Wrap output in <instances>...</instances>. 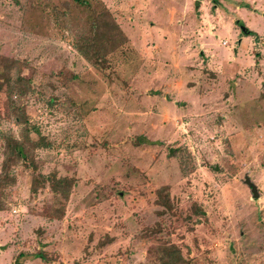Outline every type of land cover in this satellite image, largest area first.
<instances>
[{
  "label": "rangeland",
  "instance_id": "1",
  "mask_svg": "<svg viewBox=\"0 0 264 264\" xmlns=\"http://www.w3.org/2000/svg\"><path fill=\"white\" fill-rule=\"evenodd\" d=\"M1 57L30 90L0 173L25 126L35 168L0 183V264H264V0H0Z\"/></svg>",
  "mask_w": 264,
  "mask_h": 264
},
{
  "label": "trees",
  "instance_id": "2",
  "mask_svg": "<svg viewBox=\"0 0 264 264\" xmlns=\"http://www.w3.org/2000/svg\"><path fill=\"white\" fill-rule=\"evenodd\" d=\"M244 34L253 35L250 31L244 30ZM0 61H3L4 64L1 66L0 70V94L3 93L6 98L9 100V104L12 106V111L15 112L16 118H18L19 107L16 106V101L14 97L20 98L28 94L30 90V81L25 79L21 75L22 65L19 61L9 59V58H0ZM13 71H16V74H12ZM25 123L24 121H20ZM19 123V122H18ZM26 136L23 138V141L14 139L13 137L6 136L4 137V150H3V161L1 166L0 173V183L7 184L8 172L12 165H15L19 161L27 160L29 161V166L35 168L33 160L28 157L29 149H27V144L30 143V140L27 137L28 128L25 126ZM27 142V144H26ZM42 142H32L30 148L38 147ZM42 180H47L49 182L50 188L55 195H59L63 200V203L68 200L71 186L73 180L68 177L56 178L54 175L47 176L46 178L41 177ZM40 179L35 178V183H39ZM34 186V185H33ZM157 203L159 206L164 207V209L172 210L171 203L167 195L163 196L161 190L157 192ZM0 210L1 206H0ZM196 214H200V210L195 211ZM202 215V214H201ZM158 251V260L160 264H189L185 261L181 252L174 246H160L157 248ZM22 254H19L21 257ZM37 258H40L42 261H46L45 256L41 253H37ZM14 264H20L18 260Z\"/></svg>",
  "mask_w": 264,
  "mask_h": 264
}]
</instances>
